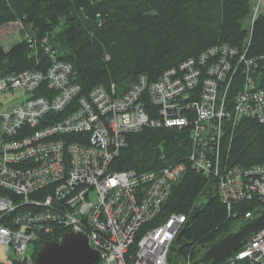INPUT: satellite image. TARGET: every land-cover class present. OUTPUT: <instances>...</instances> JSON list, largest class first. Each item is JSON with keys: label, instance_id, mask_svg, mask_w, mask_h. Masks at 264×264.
I'll return each mask as SVG.
<instances>
[{"label": "built area", "instance_id": "obj_1", "mask_svg": "<svg viewBox=\"0 0 264 264\" xmlns=\"http://www.w3.org/2000/svg\"><path fill=\"white\" fill-rule=\"evenodd\" d=\"M260 1L253 7L252 20L259 14ZM258 63L264 69V55L248 59L244 52L222 44L168 70L151 85L141 78L121 97L112 95V87L111 93L94 88L78 98L80 87L70 81L71 66L61 61H53L45 73L0 77V247L6 254L2 263L34 264L33 255L25 252L28 245L54 238L63 229L87 237L98 252L96 264H169L167 253L184 217L174 214L160 225L150 224L161 214L183 167L139 175L109 171L125 136L143 127L190 128L188 161L202 174L218 178L216 189L228 212L233 202L263 201L264 161L222 175L218 167L224 121L264 123V89L252 78ZM237 76L241 85L227 110L226 95ZM144 93L159 108L157 119L143 110ZM75 99L73 112L60 121L51 117ZM72 134L83 140L63 138ZM226 260L264 264V228ZM189 263L188 256L184 264Z\"/></svg>", "mask_w": 264, "mask_h": 264}, {"label": "trees", "instance_id": "obj_2", "mask_svg": "<svg viewBox=\"0 0 264 264\" xmlns=\"http://www.w3.org/2000/svg\"><path fill=\"white\" fill-rule=\"evenodd\" d=\"M252 4L251 0H0V28L18 24L22 36L8 50L0 43V77L26 71L45 73L53 61H61L71 66L70 81L80 87L78 98L86 97L94 88L111 93L112 87V95L121 97L141 78L151 85L181 63L198 60L210 47L227 45L244 52L248 59L258 60L264 55V4L247 28ZM252 78L263 88L264 69L259 63ZM234 79L226 95L227 110L241 85L239 76ZM76 100L63 113L51 117L60 121L75 110ZM140 102L150 118H158L159 108L147 93ZM224 123L219 174L262 164L264 123L253 119L235 125ZM189 131L188 127H143L125 136L124 146L109 165L110 172L133 171L138 175L172 165L183 167L151 226L174 214L186 221L200 193L206 189L213 192L209 203L186 228V246L172 253L182 263L188 256L192 262L195 250L227 234L246 214L264 208V200L252 199L231 203L228 212L216 189L218 178L202 174L188 161L192 148ZM63 138L69 142L83 140L76 134ZM64 233L60 229L54 238L35 242L34 254L45 241L58 240ZM217 264L250 263L221 260Z\"/></svg>", "mask_w": 264, "mask_h": 264}, {"label": "water", "instance_id": "obj_3", "mask_svg": "<svg viewBox=\"0 0 264 264\" xmlns=\"http://www.w3.org/2000/svg\"><path fill=\"white\" fill-rule=\"evenodd\" d=\"M212 196L213 192L210 189H206L196 198L185 224L170 245L167 253L169 264H184L172 253L176 248L179 249L186 246L183 241L186 228L206 207ZM262 228H264V208L253 211L250 217L232 224L227 234L208 243L203 248L195 250V257L190 264H217L221 260L228 259L247 244ZM66 241H71V243L66 244ZM98 258V252L91 248L85 235L80 232H66L58 241H45L35 251L33 263L96 264L99 261Z\"/></svg>", "mask_w": 264, "mask_h": 264}, {"label": "rangeland", "instance_id": "obj_4", "mask_svg": "<svg viewBox=\"0 0 264 264\" xmlns=\"http://www.w3.org/2000/svg\"><path fill=\"white\" fill-rule=\"evenodd\" d=\"M256 1L257 0H251V2H253V4H252V8H251V16H250L249 20L246 21V24H247L246 27L247 28H250V23L252 21L253 14H254L253 13V7L257 4ZM260 2H261V5H260V9L258 10V12H261V10L263 8L264 0H261ZM20 31H21V27L18 24L7 25V26L0 28V43L4 47L5 50L10 49L14 45L15 42L21 40L22 36L20 35ZM4 97L5 96H3L2 99ZM33 249H34L33 244H29L25 250L26 254L27 255L34 254ZM5 258H6V254L3 253V247L1 246L0 247V263L6 262ZM190 263H191V261H190Z\"/></svg>", "mask_w": 264, "mask_h": 264}, {"label": "snow or ice", "instance_id": "obj_5", "mask_svg": "<svg viewBox=\"0 0 264 264\" xmlns=\"http://www.w3.org/2000/svg\"><path fill=\"white\" fill-rule=\"evenodd\" d=\"M71 243V241H66V244H70Z\"/></svg>", "mask_w": 264, "mask_h": 264}, {"label": "bare ground", "instance_id": "obj_6", "mask_svg": "<svg viewBox=\"0 0 264 264\" xmlns=\"http://www.w3.org/2000/svg\"><path fill=\"white\" fill-rule=\"evenodd\" d=\"M226 260V259H225Z\"/></svg>", "mask_w": 264, "mask_h": 264}]
</instances>
